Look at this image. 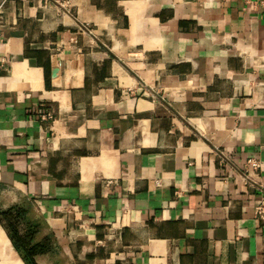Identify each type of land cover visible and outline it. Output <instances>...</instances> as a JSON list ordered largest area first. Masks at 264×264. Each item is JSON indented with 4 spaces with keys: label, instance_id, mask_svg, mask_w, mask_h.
I'll return each instance as SVG.
<instances>
[{
    "label": "crops",
    "instance_id": "crops-1",
    "mask_svg": "<svg viewBox=\"0 0 264 264\" xmlns=\"http://www.w3.org/2000/svg\"><path fill=\"white\" fill-rule=\"evenodd\" d=\"M262 202L264 0H0V211L34 264H264Z\"/></svg>",
    "mask_w": 264,
    "mask_h": 264
},
{
    "label": "trees",
    "instance_id": "trees-1",
    "mask_svg": "<svg viewBox=\"0 0 264 264\" xmlns=\"http://www.w3.org/2000/svg\"><path fill=\"white\" fill-rule=\"evenodd\" d=\"M24 222V211L21 208H11L0 211V223L6 230L8 237L17 252L26 264H34L36 255L46 252L44 243L33 245L34 231L27 228L25 233H20Z\"/></svg>",
    "mask_w": 264,
    "mask_h": 264
},
{
    "label": "built area",
    "instance_id": "built-area-1",
    "mask_svg": "<svg viewBox=\"0 0 264 264\" xmlns=\"http://www.w3.org/2000/svg\"><path fill=\"white\" fill-rule=\"evenodd\" d=\"M53 114L52 112H48L44 115L41 116V121H49L50 119H52ZM221 160L225 161V158L221 156ZM260 161L257 160L255 157H248V159L246 160L245 164H244V170H246V172L248 171H253V172H258L260 171ZM245 180L248 181L247 177H245ZM255 215L257 217L258 220L263 221L264 222V202L260 203L256 209H255Z\"/></svg>",
    "mask_w": 264,
    "mask_h": 264
}]
</instances>
